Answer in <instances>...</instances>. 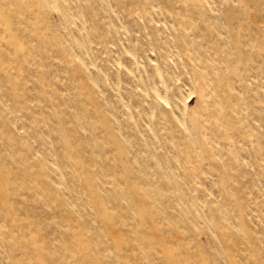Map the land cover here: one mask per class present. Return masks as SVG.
I'll list each match as a JSON object with an SVG mask.
<instances>
[{
    "label": "rangeland",
    "instance_id": "1",
    "mask_svg": "<svg viewBox=\"0 0 264 264\" xmlns=\"http://www.w3.org/2000/svg\"><path fill=\"white\" fill-rule=\"evenodd\" d=\"M0 264H264V0H0Z\"/></svg>",
    "mask_w": 264,
    "mask_h": 264
}]
</instances>
